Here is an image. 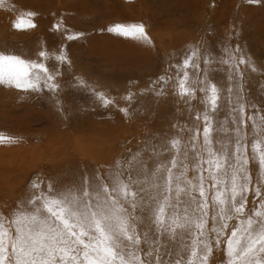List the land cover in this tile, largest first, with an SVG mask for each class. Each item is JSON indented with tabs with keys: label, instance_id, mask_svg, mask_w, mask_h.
I'll use <instances>...</instances> for the list:
<instances>
[{
	"label": "rangeland",
	"instance_id": "obj_1",
	"mask_svg": "<svg viewBox=\"0 0 264 264\" xmlns=\"http://www.w3.org/2000/svg\"><path fill=\"white\" fill-rule=\"evenodd\" d=\"M21 18L23 26L15 27ZM115 24H143L148 40L109 31ZM194 51L191 63L198 67L186 70L197 91L189 100L178 94L184 72L177 65L183 69ZM0 53L44 64L53 76L50 83L58 86L52 89L41 80L40 90L33 91L0 84V134L15 138L0 143V213L8 218L18 202L48 191V184L57 191L81 189L85 175L94 181L99 173L111 187L109 174L116 172L125 182L129 177L143 181L145 166L150 173L175 155L173 138L191 157L189 129H203L196 114L205 110L198 90L205 72L221 90L220 107L210 113L214 127L227 120L224 126L234 128L232 116L239 112L232 109L243 103L249 157L256 136L247 117L256 116L264 138V0H3ZM61 55L64 61L57 59ZM241 57L246 64H239ZM238 83L243 92L237 93ZM216 139L234 144L235 134L214 132ZM202 145L201 135L198 150ZM192 163L189 159V178L197 175ZM249 171L253 184L246 211L259 202L251 191L258 164L250 160ZM33 180L40 181V189L32 188ZM130 187L138 191L147 185ZM118 199L132 217L147 216ZM222 248L214 250L210 264H226Z\"/></svg>",
	"mask_w": 264,
	"mask_h": 264
},
{
	"label": "snow or ice",
	"instance_id": "obj_2",
	"mask_svg": "<svg viewBox=\"0 0 264 264\" xmlns=\"http://www.w3.org/2000/svg\"><path fill=\"white\" fill-rule=\"evenodd\" d=\"M24 23L21 18L14 26L20 28ZM26 23L34 27L30 20ZM109 31L148 40L143 24H115ZM77 35H68L67 39L74 40ZM39 55L46 54L42 51ZM195 55L194 51L184 60L183 69L177 65L178 70L184 72L178 78V94L189 100L195 99L197 89L189 85L186 69L198 67L191 63ZM57 59L64 61L66 57L61 55ZM239 64H246L243 57ZM234 67L239 72L238 65ZM239 76L242 79L243 73ZM41 80L52 89L58 87L50 83L53 76L44 64L0 53V84L36 91L40 90ZM201 83L203 86L198 90L204 93L205 110L197 112L196 120L199 122L202 117L203 129L202 133L198 125L189 129L191 157L188 148L182 151V141L173 138L169 143L175 155L170 161L158 163L150 173L145 166L143 181L129 177L130 182H125L120 172L110 173L112 184L109 187L97 173L94 181L85 175L81 189L57 191L48 184V191L33 192L30 198L18 202L19 207L11 218L0 213V264H210L214 250L222 245L226 264H264L261 125L257 124L255 115L247 117L252 121L256 136L249 157L244 131L245 105L241 103L238 109H232L239 112L238 118L232 116L234 128L224 126L227 120L216 128L210 113H216L220 107L221 90L209 81L207 72ZM235 87L237 93L244 90L242 83ZM227 91L231 104L233 88ZM100 96L105 104L110 103L103 94ZM230 131L235 134L234 144L227 139L213 140L214 132L227 135ZM201 135L202 151L197 148ZM14 140L0 134V143ZM189 159L197 173L192 178L188 177ZM250 160L259 166L255 186L251 188L259 202L246 211L253 184ZM131 184L147 187L133 191ZM32 188L40 189V181L33 180ZM118 197L133 210L139 206L147 216L127 214ZM133 219L142 227L138 228ZM231 221L235 223L230 224ZM165 256L168 259H164Z\"/></svg>",
	"mask_w": 264,
	"mask_h": 264
}]
</instances>
